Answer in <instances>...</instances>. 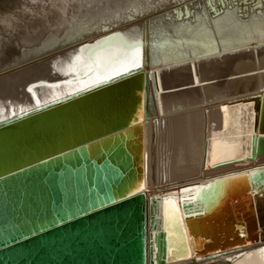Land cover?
I'll use <instances>...</instances> for the list:
<instances>
[{
	"label": "water",
	"instance_id": "1",
	"mask_svg": "<svg viewBox=\"0 0 264 264\" xmlns=\"http://www.w3.org/2000/svg\"><path fill=\"white\" fill-rule=\"evenodd\" d=\"M145 92L137 69L0 124V264H157L264 241V165L186 186L184 215L171 195L149 203Z\"/></svg>",
	"mask_w": 264,
	"mask_h": 264
},
{
	"label": "bare ground",
	"instance_id": "2",
	"mask_svg": "<svg viewBox=\"0 0 264 264\" xmlns=\"http://www.w3.org/2000/svg\"><path fill=\"white\" fill-rule=\"evenodd\" d=\"M257 5L258 0H119L81 10L80 4L0 0V124L88 91L77 92L74 76L58 70L82 45L116 33L140 39L146 74L142 186L150 204L157 195H171L184 215L186 186L264 165V154L255 155L264 41L255 22L248 43L245 32L221 36L213 22L219 13L227 24L230 8L247 16L264 11ZM41 82L60 86L29 91ZM260 249L264 241L196 255L190 245L187 257L168 253L157 264H264Z\"/></svg>",
	"mask_w": 264,
	"mask_h": 264
},
{
	"label": "snow or ice",
	"instance_id": "3",
	"mask_svg": "<svg viewBox=\"0 0 264 264\" xmlns=\"http://www.w3.org/2000/svg\"><path fill=\"white\" fill-rule=\"evenodd\" d=\"M110 0H32V3H52V4H80L81 10L84 6L88 8L97 7L103 8L105 3ZM226 3V0H222ZM264 8V0H258V5ZM132 9H129L131 11ZM65 17L67 8L63 9ZM246 10L238 8H230L227 14V24L225 16L217 14L214 23L217 26L218 33L223 36L226 32L230 34H238L245 32L249 39L245 43L251 42L252 30L251 25L255 22V32L259 34L264 41V11L256 13L252 16H247ZM119 19V12L116 14ZM200 19H206L201 16ZM62 67L58 70L65 76L73 75L78 82L77 92L85 91L92 87L111 83L119 78L131 74L143 66L142 63V41L140 39H130L127 34L116 33L113 36L102 38L95 43L82 45L74 53L69 54V57L61 61ZM86 78V79H85ZM65 83H73L72 80ZM46 86L49 88L59 87L56 84H45L41 82L39 85H34L29 88L32 91L35 87ZM209 188L211 185L208 186ZM142 190V189H141ZM185 191H189L185 189ZM135 194V193H133ZM169 215H178L179 209L172 201L166 202ZM264 254V249H260Z\"/></svg>",
	"mask_w": 264,
	"mask_h": 264
},
{
	"label": "rangeland",
	"instance_id": "4",
	"mask_svg": "<svg viewBox=\"0 0 264 264\" xmlns=\"http://www.w3.org/2000/svg\"><path fill=\"white\" fill-rule=\"evenodd\" d=\"M119 0H110V2L109 3H105V5H104V7H106V6H113V5H115V4H117V2H118ZM108 4V5H107ZM93 8H97V7H93ZM90 9V8H89ZM83 14H85V12H83Z\"/></svg>",
	"mask_w": 264,
	"mask_h": 264
}]
</instances>
